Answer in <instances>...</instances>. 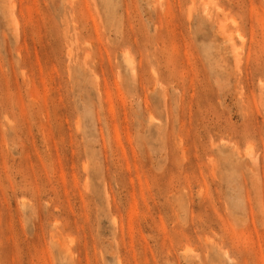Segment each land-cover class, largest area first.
Instances as JSON below:
<instances>
[{
  "label": "rangeland",
  "instance_id": "374dc122",
  "mask_svg": "<svg viewBox=\"0 0 264 264\" xmlns=\"http://www.w3.org/2000/svg\"><path fill=\"white\" fill-rule=\"evenodd\" d=\"M0 264H264V0H0Z\"/></svg>",
  "mask_w": 264,
  "mask_h": 264
}]
</instances>
